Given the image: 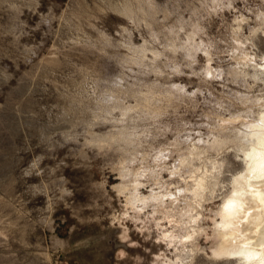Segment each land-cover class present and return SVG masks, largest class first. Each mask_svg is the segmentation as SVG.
<instances>
[{"label":"clouds","instance_id":"clouds-1","mask_svg":"<svg viewBox=\"0 0 264 264\" xmlns=\"http://www.w3.org/2000/svg\"><path fill=\"white\" fill-rule=\"evenodd\" d=\"M0 8V264H264V0Z\"/></svg>","mask_w":264,"mask_h":264},{"label":"rangeland","instance_id":"rangeland-1","mask_svg":"<svg viewBox=\"0 0 264 264\" xmlns=\"http://www.w3.org/2000/svg\"><path fill=\"white\" fill-rule=\"evenodd\" d=\"M2 2V0H0ZM4 11L3 8H0V13ZM6 151H11V149H8ZM68 264H83L82 256L81 255H75L70 258Z\"/></svg>","mask_w":264,"mask_h":264}]
</instances>
